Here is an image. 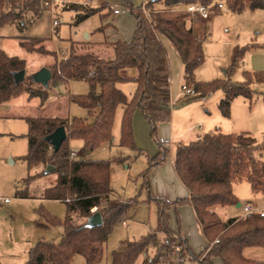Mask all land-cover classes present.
<instances>
[{"label":"trees","instance_id":"trees-1","mask_svg":"<svg viewBox=\"0 0 264 264\" xmlns=\"http://www.w3.org/2000/svg\"><path fill=\"white\" fill-rule=\"evenodd\" d=\"M163 1L164 8L155 9L154 3ZM214 1L224 2L226 7L237 13L245 9L264 10V0H150L146 7L151 10L147 19L142 6L135 7L130 0L124 5L136 17L137 26L133 37L128 41L119 40L113 44L114 57L102 58L93 53H79L72 43L67 55L56 58L51 65L52 79L46 88L34 82L31 77L22 81L16 74L26 69V61L18 56L8 55L0 48V104L28 92L30 97L38 96L43 104L49 91L62 82L81 80L89 83L86 94L72 95L76 104L88 110V116L71 119L28 117V151L22 157L26 163L30 182L56 176L40 192L31 193L29 187L16 186L15 197H41L63 201L67 214L64 220L58 219L40 204L36 209L38 226L61 225L63 232L58 241L39 240L28 253L25 264H72L76 255H82L87 264H98L105 254V246L115 225L122 221L130 209L143 202L157 205V226L154 230L138 239L121 241L120 248L112 253L110 264H136L139 258L142 264H167L171 259L170 243H179L184 251H189L188 240L182 236L180 227L172 229L171 214L184 204L194 207L198 221L210 244L202 264H214L219 258L223 264H264L246 258L243 250L249 246L264 247V212L254 211L242 217L229 218L222 222L215 206L237 205L240 200L234 193V183L248 181L254 193H264V141H259L250 132L225 133L217 130L204 133L195 141L178 142L174 147L173 162L190 195L169 201L153 195L149 177L152 169L163 163L170 155L166 142L157 137L158 126L170 120V69L163 39L174 46L184 64V84L196 91V96L204 97L216 90L225 95L219 102V108L226 117L231 114L233 100L238 96L253 98L252 85L264 83V71H244L245 79L234 82L227 78H216L208 82L196 78V70L205 60L204 41L197 35L187 20L190 13L185 7L192 3L210 5ZM44 0H0V29L13 25L24 32L46 8ZM78 11L77 21H82L98 12L102 7H90L83 4H70ZM112 11V10H111ZM160 35V39L157 37ZM45 38H21V44L30 51L53 54L42 42ZM246 47H242L235 62L243 58ZM56 57V55H55ZM135 68V77L126 75V70ZM134 81L137 88L132 97L123 92L118 84ZM190 99L189 101L193 100ZM119 107L124 108L121 120L119 144L136 151L137 147L133 115L140 109L152 127V136L159 146L154 156H148V165L141 173L143 179L140 190H149L146 201L137 197L127 201L111 199L113 192L111 176L113 164L128 160L121 154L111 159L76 158L69 160L71 139H80L88 150H96L106 142H113V128ZM64 126L68 138L56 151L46 137L58 127ZM47 165L55 169L46 173ZM45 168L39 171V168ZM98 206L102 224L89 225L94 214L92 208ZM218 239L217 242H215ZM167 240L170 242L168 243Z\"/></svg>","mask_w":264,"mask_h":264},{"label":"rangeland","instance_id":"rangeland-1","mask_svg":"<svg viewBox=\"0 0 264 264\" xmlns=\"http://www.w3.org/2000/svg\"><path fill=\"white\" fill-rule=\"evenodd\" d=\"M88 1L90 0H62L58 8L56 7L54 10L48 8L44 11L40 21L28 29L29 34L31 36L52 37L53 40H46V44L50 48L58 50V52H69V38L76 40L85 37V34H82L83 26H88L89 28L94 29L101 25L102 20L99 15H94L88 19V21H84L85 23L83 22L75 25V14L73 10H63V3L78 2L92 7V4H85ZM130 1L135 7L141 6L136 0ZM216 2L217 1H214L212 4L214 5ZM103 9L104 8H101L100 11ZM115 10L118 11V14L124 10H127V14L130 18L135 17L124 5V0L118 1ZM106 12L107 14H110L112 11L108 9ZM55 16L61 20L58 34L51 26V21L53 22L52 19ZM237 17V15L229 12L227 8H224L221 13L211 15V18L207 23V37H205L208 41V43H205L204 46L205 60L198 71L199 81L208 82L216 78H227L228 76L234 82H241L244 80V70L248 68L245 67V64L240 59L235 62L234 58L232 57L233 50L231 46L222 43V41L241 32V26L237 21ZM118 20L121 22L123 18L119 16ZM4 31L10 35L18 34V30L12 25L6 26ZM8 41L9 48H11L10 50L18 49L19 46L16 44V42H14V38L9 39ZM59 55L62 54L59 53ZM26 56V78L33 74L32 71L36 68L40 59L51 58L50 54L44 53H33ZM122 86L127 91V93L125 92L127 95L134 94L135 90H133V88L135 84L133 82L123 83ZM252 89L254 91L252 103L246 100V98H243L244 96L236 98L237 104L235 108L232 106V109H234L235 112L233 119H235L237 123H247V127L252 128L251 130H248L251 131V133L261 142L264 141V86L254 83L252 85ZM55 90L56 89H53V91ZM85 90L86 92H83ZM71 92L74 95L86 94L88 92V84L81 80L74 81L73 84H71ZM221 94L222 90H216L215 92H212L210 96L209 94L208 96L206 95L208 98L206 101H204L202 97H198L196 99H193L194 97H192L191 99L193 100L188 102V105H191L188 106V109L196 108V112L199 111L204 115L212 116L214 115V110L212 108L218 104V98ZM176 106H178V104H176ZM207 108H209L210 113L206 112ZM50 109H52V107ZM37 110V107L34 105L26 108V112H28V115L31 116H36V114H38ZM61 111H63V109ZM47 113L50 115L53 114L48 111ZM72 114L75 116H83L85 114V110L79 105L74 104L72 108ZM43 115L46 116L45 113H43ZM122 116L123 111L121 108H119L117 110L115 126L113 130L114 145L110 146L108 143H105L94 151L85 152V156L95 159H111L117 155V145L120 142L121 137ZM193 119L194 123L198 121L194 117ZM182 121L185 123L182 124L186 125V120ZM27 131V123L22 119L17 118L11 120H2L0 122V132L13 133L11 136H4V138H2L0 141V197L10 196L11 198L9 203H5L3 201L0 202V264H25L28 259L30 248L35 245L37 241H58L60 239L59 234L63 232L61 225H53L47 228L38 226L36 223L37 215L35 213V207H37L39 204L37 205L33 199H21L14 197L17 185L21 189H24L28 186L31 193H36L40 192L45 186L50 185V180L55 179L56 177L51 175L50 177L38 178L32 182L26 178L28 175V170L22 157L28 151L27 139L23 137ZM150 132L152 139L155 141L154 137L152 136V127L150 128ZM15 135L22 137H14ZM12 137H14V139H12ZM74 142H71V147L74 149H80V147H77ZM155 143L157 144L156 141ZM144 151H146V153L149 155L152 154L148 148H145ZM125 153L132 157V160L129 161L130 166L126 167L124 164L122 165L116 163L113 167L111 185L113 189L124 198L117 199L118 201L125 202L130 198L138 196L140 201H146L149 197V194L145 188L142 190H140V188L143 183L141 173L147 167V158L145 155H137L134 153V150L130 148H125ZM171 154L172 149H170V155L166 160L170 159ZM44 168V166L40 167L39 171ZM234 186L237 191L240 192V203L245 204L248 201H255L259 206H264V194L261 193L257 196L254 195V192L252 191L248 181L236 182L234 183ZM6 205L11 206L6 208ZM45 207L58 219H65L67 208L63 202L50 199L45 201ZM97 211H99V209ZM217 214L221 221L222 219L226 220L223 213ZM229 214L230 213L228 212V215ZM171 221H176L175 216L171 219ZM156 222V204L154 202H143L135 210V212H132L131 215L127 216L126 222H123L122 220L115 225L106 243L104 258L98 264H110L112 261V253L120 248L121 241L126 239L140 238L141 236L147 234L150 227H154ZM222 222L225 223V221ZM204 253L206 254V252H201L197 253V255H204L205 257ZM72 264L87 263L82 255H77L74 258ZM136 264H142V259L139 258ZM200 264H202V262Z\"/></svg>","mask_w":264,"mask_h":264},{"label":"crops","instance_id":"crops-1","mask_svg":"<svg viewBox=\"0 0 264 264\" xmlns=\"http://www.w3.org/2000/svg\"><path fill=\"white\" fill-rule=\"evenodd\" d=\"M118 1L120 0H92L91 2L92 7L104 8L102 11L94 14V15L100 16L102 20L101 25H99L98 27L94 29L89 28L88 26H83L82 34L83 35L85 34V37H82L76 40L69 38L70 40L68 41V43L69 42L70 43L68 45L71 46V44L74 43L79 53H93L102 58H113L114 57L113 44L119 40H123V41L130 40L133 37L134 32L136 30V26H137L136 17L130 18L129 15L127 14V10H124L125 12L123 11L120 14H118V11L115 10ZM136 1L141 6H143V5H146V3L150 0H136ZM72 3L77 4L78 2H66V3L64 2L62 8L63 10H73L75 14L74 16L75 25L83 23L84 21H88V19L94 16L92 15L82 21H77L78 11L70 8V4ZM59 4L60 2L57 3V8ZM78 4H81V3H78ZM153 7L156 9H161L165 7V4L163 1H159V2H155ZM224 8H227L226 5ZM108 9L112 10L110 14H107L106 12ZM223 9L218 10L215 14L221 13ZM228 11L238 16L237 21L239 22L241 26V29H240L241 32L237 33L233 37H230L222 41V43L228 44L231 46L233 50L232 57L234 58V61L236 59L238 51L242 47H246V52L243 56L244 58H240V60H242V62L245 64V67L248 68L246 70L264 71V10L262 9L251 10L247 8L241 13L233 12L229 9ZM119 16L123 18L121 22L118 20ZM210 18L211 16L206 21H199L196 24L195 29H194L197 35L201 37L202 40L204 41V46H205V43L206 44L208 43L205 37H207L206 36V34L208 33L207 23L209 22ZM40 19L41 17L38 18L32 25H35L36 23H38ZM60 25L55 29L57 34L59 33ZM6 26L0 29V48H2L8 55L18 56L19 58H22L26 61V69H25L26 73L25 74H27V58H26L27 56L26 55L33 54V53H38V54H43V53H40L37 51H30L26 49L24 46H22L20 42L22 37L45 38V40L42 42V45L46 49L52 52H55V55H56L55 57V55L50 54L51 58L40 59L36 68L32 71L33 74L37 72L38 70H40L42 67L50 68L51 65L54 64L56 58L61 59L63 56L67 55L68 53V52L67 53L58 52V50H54L53 48H50L46 44L47 43L46 40L48 39L53 40L52 37L31 36L28 32V29L31 26L24 32L18 31V34H11V35L8 34L6 31H4ZM51 26H52V21H51ZM11 38H14L15 40L14 42H16V44L19 46L17 50L16 49L10 50L11 48H9L8 40ZM163 45L166 49L167 59H168V64H169V69H170L171 117L169 121L163 122L158 126L157 137L159 140L166 142L165 146L172 149V154L169 160L164 161L163 163L155 166L152 169L150 173V177H149V185H150V189L154 196L160 197V198H163L169 201H173L177 198H184L190 195L188 188L186 187V185L183 183L180 176L178 175L174 162H173L174 147L178 142L188 143L191 141H195L202 134L213 133V132H216L217 130H220L225 133H239L243 131L251 133V131H249L248 129L251 130L252 128L251 127L248 128L247 123L246 124H243L242 122L237 123L235 119H233L234 118L233 116H235L234 115L235 112H234V109H232V106L233 108H235L237 104L236 98L241 97V96H238L233 100L232 106H231V114L228 117L224 116L219 108V102L225 95L224 91H222V94L218 98L219 100L217 102L218 104L216 105L217 107L213 106L212 108L214 110V115L207 116V115L200 113L199 111L196 112L197 111L196 108L188 109V106H191L190 104L188 105V102L190 101H185L183 96L181 95V90L184 85V64L182 62L180 55L178 54V52L176 51V49L174 48V46L170 43L168 39L166 38L163 39ZM59 53L62 55H59ZM57 54H58V57H57ZM199 69H200V66L196 70L197 80H199V77H198ZM125 73L129 77H135L137 74V70L135 68H129L126 70ZM244 79H245V76H244ZM74 81H77V80H70L69 82H62L58 84V86L53 88V89H56L55 91H53V89L49 91L48 98L45 100L43 104L41 103L40 97L38 96L30 97L28 92H23L21 95L12 98L8 102L0 104V122L2 120H11V119L18 118V119H22L26 121L27 123L26 119L28 117H49V118H63V119H71L75 117V115L72 114V108H73V105L76 103L73 102L71 99V96L74 95L71 92V84H73ZM128 82H133L135 84L133 90L136 91L137 83L134 81H128ZM86 83L88 84V92H89L90 86L88 82ZM123 83H127V82L119 83L118 87L123 92L127 93V91L122 86ZM257 84L264 86V83H257ZM83 92H86V90ZM132 95L133 94L128 95V96L132 97ZM243 98H246V97H243ZM207 99L208 98L203 99V100L206 101ZM246 100L252 103V99L246 98ZM180 102H183V103H180ZM176 104H178V106H176ZM31 105L36 106L38 109L37 110L38 114H36V116L28 115V112H26V108ZM51 107L52 109H50ZM119 108H121L122 111L124 112L123 107H119ZM62 109L63 111H61ZM83 109L85 110V114L83 116H76V117L85 118L88 116V110L86 108H83ZM47 111L53 114L50 115L47 113ZM209 111H210L209 108H207L206 112H209ZM43 113H45L46 116H44ZM193 117L196 118L198 121L194 123ZM182 120H186V125H183L185 123H183ZM197 125H201L202 127L198 128ZM27 126H28V123H27ZM114 126H115V122H114ZM150 128H151V124L145 118L143 112L140 109H136L133 115L134 138H135V142L138 148L142 149L143 151L145 148H148L152 153L151 155H149L146 153V151H144V153L141 154V155L146 156L147 165H148V156H154L159 151V146L155 143V141L151 137ZM11 135H13V133L0 132V141L2 140V138H4V136H11ZM14 137H22V136L15 135ZM14 137H12V139H14ZM23 137L27 139L25 135ZM71 142H74L77 147H80V149L78 150L81 153V157H78V158L95 159L92 157L85 156V152H91L94 150L86 149L84 147L83 140L71 139L69 141L70 147H71ZM106 143H108L110 146H113L114 138H113L112 143L110 142H106ZM27 144H28V139H27ZM125 148H128V147L121 146L118 143L117 155L121 154L122 156H125L128 160L124 162H116V163L122 164V165L124 164L126 167H129L130 166L129 161L132 160L131 159L132 157L128 156V154L125 153ZM134 153H136L135 150H134ZM261 159L264 160V154L261 156ZM114 164H113V167H114ZM111 180H112V176H111ZM112 190L113 192L111 194V199L123 198L113 189V187H112ZM147 192L149 194V190H147ZM234 193L239 198L240 192L237 191L235 186H234ZM261 193L263 192L254 193V195L257 196ZM6 197H10V196H6ZM15 198H21V197H15ZM21 199H33L35 203H37V205L38 204L45 205V201L50 200V199H44L41 197L21 198ZM247 203L251 204L256 209V211L264 212V206H259L257 202L248 201ZM245 204L239 202L237 205L215 206L213 209L217 213H223V215H226L225 216L226 219L233 218V217H242L246 215L245 210H244ZM140 205L135 206L132 209H130L126 217L123 219V222H126L127 216L131 215L132 212H135V210ZM9 206L11 205H6V208H9ZM37 207H35V209ZM228 212L230 213L229 214L230 216L228 215ZM170 214H171V219L174 216L176 218V221L174 222L170 221L171 228L175 230L180 227V232L182 236L188 240V245L190 247V250L195 254L203 252L208 247L210 242L206 238L203 232L202 226L200 222L198 221L194 207L191 204L187 203V204L181 205L178 208L177 214L175 213L174 209L170 211ZM38 219H40V221L44 223L43 219L39 218V216L37 215V220ZM156 226H157V222L154 225V227L152 226L150 227L149 231L154 230ZM60 235L61 233L59 234V238H60ZM243 254L246 258L258 260V261H264V247L249 246V247L244 248ZM76 256H74V258ZM213 263L223 264V262L219 258H214Z\"/></svg>","mask_w":264,"mask_h":264},{"label":"built area","instance_id":"built-area-1","mask_svg":"<svg viewBox=\"0 0 264 264\" xmlns=\"http://www.w3.org/2000/svg\"><path fill=\"white\" fill-rule=\"evenodd\" d=\"M62 2V0H44L43 7L46 9L54 10L57 7V3ZM92 0L86 2L85 4H91ZM225 7V3L218 1L216 3L210 5L192 3L185 7V10L190 13L188 17V21L191 23L193 29H195L196 24L199 21H206L212 14H215L218 10L223 9ZM142 12L147 19L150 17L151 10L146 7V5L142 6ZM56 13V12H55ZM54 14V11H53ZM61 24V20L57 16L53 18L52 27L55 30ZM157 37L160 39V35L157 34ZM182 95L185 101L191 99L192 97L196 96V91L192 87H188L187 85H183L182 87ZM210 95V94H209ZM208 96V95H207ZM207 96H204L202 99H206ZM198 128H201V125H197ZM78 157H81V153L78 149L71 148L69 154V160L72 161ZM9 202L10 197H0V202ZM99 209L98 206L92 208V212L95 213ZM244 210L246 214L252 213L256 211V209L249 203L245 204ZM226 216V215H225ZM226 219V218H225ZM229 219V218H228ZM223 220L227 222V220ZM218 241V240H216ZM169 243L170 241L167 240ZM171 247V259L168 261L167 264H200L204 258L203 256H198L197 254L189 251H184L183 247L177 243H170ZM205 254V253H204Z\"/></svg>","mask_w":264,"mask_h":264},{"label":"water","instance_id":"water-1","mask_svg":"<svg viewBox=\"0 0 264 264\" xmlns=\"http://www.w3.org/2000/svg\"><path fill=\"white\" fill-rule=\"evenodd\" d=\"M25 70H22L16 74V79L18 81L24 80L26 74ZM31 79L43 85L44 87L49 86V82L52 79V72L50 68L48 67H42L40 70L35 72ZM68 138V133L66 131V128L64 126L58 127L52 134L48 135L46 139L51 142L54 149L57 151L63 142ZM55 169L53 165H47L45 168L46 173H50ZM102 224V216L99 211L95 212L89 219V225H100Z\"/></svg>","mask_w":264,"mask_h":264}]
</instances>
